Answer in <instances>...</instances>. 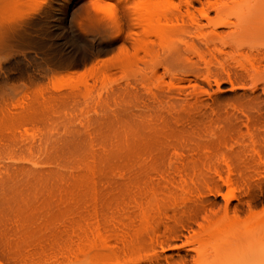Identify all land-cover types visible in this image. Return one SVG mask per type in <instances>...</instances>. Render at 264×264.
I'll list each match as a JSON object with an SVG mask.
<instances>
[{
    "label": "bare ground",
    "instance_id": "6f19581e",
    "mask_svg": "<svg viewBox=\"0 0 264 264\" xmlns=\"http://www.w3.org/2000/svg\"><path fill=\"white\" fill-rule=\"evenodd\" d=\"M199 2L0 0V264H264V0Z\"/></svg>",
    "mask_w": 264,
    "mask_h": 264
},
{
    "label": "rangeland",
    "instance_id": "374dc122",
    "mask_svg": "<svg viewBox=\"0 0 264 264\" xmlns=\"http://www.w3.org/2000/svg\"><path fill=\"white\" fill-rule=\"evenodd\" d=\"M201 1V3L199 2L198 3V5H197V7L199 8V9H201L203 6H202V2H204L205 0H200ZM83 3L84 2H82L79 6H78V11L80 12V11H82V8H83ZM212 18H214V19H216L217 18V15H216V13L215 12H212V16H211ZM105 60V58H98L97 60H95L94 62H93V64H91V65H87V66H84V65H80L79 67H77L78 69H76V68H74L73 70H72V72H69L68 73V71H71V70H66L67 72L64 74V71L65 70H62L61 72H62V75L60 74V76H55L54 78L55 79H53V81H51V80H47L46 81V83L47 82H50L51 84H52V82H53V84L52 85H48V83L46 84L47 86H45V89H46V87H49V88H51L50 89V91H52L53 92V89L55 88V90H57V89H63V90H65V89H67V88H69V86L70 85H73L79 78H81V77H86V76H88L89 74H91L90 72L92 71V70H95V69H102V67H103V63H102V61H104ZM84 66V67H83ZM23 70H24V67H23ZM53 78V77H52ZM54 85V86H53ZM44 87V86H43ZM53 88V89H52ZM38 89V88H37ZM36 89V90H37ZM39 89H42L41 87H39ZM38 89V90H39ZM33 90H34V88H33ZM37 90V91H38ZM49 90V89H48ZM31 92H32V90H31ZM34 92H36V91H34ZM238 92H241L240 90H238V89H234V88H232L229 84H225L224 85V88H223V90L219 93L222 97H224V98H230V97H232L233 95H235V94H237ZM23 96H25V95H23ZM17 100V99H16ZM26 99H23L22 98V95L20 96V98L18 97V101H17V103H14L13 105H15V107H17L18 109H20L21 107H23V106H25V104H26V102L27 101H25ZM15 102V101H14ZM1 107L3 108L4 107V103H0V109H1ZM26 150V149H25ZM21 151V150H20ZM14 152V151H13ZM12 151H9V152H7V154H11V153H13ZM15 152H16V150H15ZM17 152H19V150L17 151ZM23 152V151H22ZM21 152V153H22ZM28 151H24V154L25 153H27ZM29 152H30V150H29ZM28 152V153H29ZM20 152H19V154H18V156H20V154H21ZM3 154V153H2ZM14 154H16V153H14ZM16 154V155H17ZM24 154L22 155V156H24ZM26 156H28V154H26ZM264 207V206H263ZM261 209V207L260 208H258V210H260ZM186 249L184 248V247H178L177 249H175V251H170V252H177V251H179V252H183V251H185Z\"/></svg>",
    "mask_w": 264,
    "mask_h": 264
},
{
    "label": "snow or ice",
    "instance_id": "6c2138e0",
    "mask_svg": "<svg viewBox=\"0 0 264 264\" xmlns=\"http://www.w3.org/2000/svg\"><path fill=\"white\" fill-rule=\"evenodd\" d=\"M65 5H70L72 3V0H61Z\"/></svg>",
    "mask_w": 264,
    "mask_h": 264
}]
</instances>
